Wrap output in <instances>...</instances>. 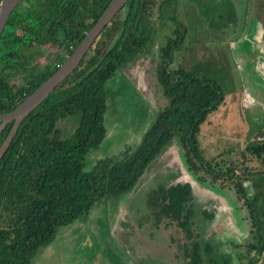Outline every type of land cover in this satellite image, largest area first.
I'll return each mask as SVG.
<instances>
[{"label":"trees","instance_id":"16d2710c","mask_svg":"<svg viewBox=\"0 0 264 264\" xmlns=\"http://www.w3.org/2000/svg\"><path fill=\"white\" fill-rule=\"evenodd\" d=\"M110 1L77 0L78 35L75 37L73 28L67 31L70 39L76 40L74 45L97 22ZM261 1V16L264 17V0ZM157 3L158 0H130L105 28L91 55L65 82L72 84L57 89L20 125L0 161V264H33L39 251L54 240L61 226L78 220L97 202L117 197L133 188L175 136H179L191 167L196 171L219 169L207 172L214 182L221 180L232 184L239 201L247 204L256 219L255 224L261 223L257 215L264 210V169L254 170L247 166L246 155L242 159H207L201 149L198 140L201 125L223 103L226 94L220 84L192 69L193 66L187 63L173 66L175 50L182 46L186 35L180 26L162 48L158 68V80L166 104L159 110L142 141L136 148L128 147L117 159H99L91 169L85 166L87 155L103 144L106 135V84L138 54L149 49ZM164 5L161 10L165 15L168 11ZM237 5L233 2V21ZM24 6L20 4L13 13L0 39V63L12 60L10 52L25 43L16 30L38 24L27 16L28 11L38 14V7L35 4L30 9ZM84 17L92 19L91 22L87 24ZM69 18L73 19L72 16ZM62 25L65 27L64 21ZM45 79L16 84L0 73V113L14 109ZM66 120L74 124L70 135L62 137L65 127L59 125ZM12 125L4 129L0 143ZM259 132L264 136V131ZM246 150L252 158L262 159L264 140L249 141ZM249 180H257V193L252 197L247 192L246 182ZM178 192L177 197L176 194L170 195L173 210L179 218L185 217L184 224H188L194 211L182 205L187 199V190L181 193L178 189ZM195 246L193 254L201 262L199 246ZM218 262L219 259L211 257L205 264Z\"/></svg>","mask_w":264,"mask_h":264},{"label":"flooded vegetation","instance_id":"af4514ba","mask_svg":"<svg viewBox=\"0 0 264 264\" xmlns=\"http://www.w3.org/2000/svg\"><path fill=\"white\" fill-rule=\"evenodd\" d=\"M68 1L69 0H41L40 2H36V0H21L12 12L5 30L11 16L18 9L20 4L25 5L24 7L28 9H30L33 4L38 7V14L35 15L34 12L31 11H28L27 14L31 20L38 23V27L35 25L25 29L19 27L16 33L23 36L25 43L18 49L10 52L12 60L0 63V73L10 78L12 83L20 84L26 80H37L44 77L47 79L50 77L68 57L72 55L87 32L93 27L91 26L89 30L85 31L81 41L74 45L76 40H73V38L70 39L71 35L67 33V31L73 28L75 37L78 35L76 20L77 9L75 8L77 0H73V3H68ZM196 1L197 0H158L157 14L154 18L149 49L147 52L138 54L135 59L139 61V64L150 69L151 74L154 77L156 76L158 86L160 87L158 68L162 61V48L168 43L171 37L175 36L174 30L177 26L185 30L186 35L184 43L187 42L188 44H192V49H195L193 53L196 52L199 55L202 49L210 50L214 47L226 48L228 42L231 41L232 35L229 34L226 35V38H221L219 27L222 24L220 21L224 17L228 19L226 27L230 26L231 28L233 26V9H231L226 16H222L221 12L210 13L211 18H209L208 22L206 20L208 16L202 14L203 17H200L201 13L199 11L201 8ZM206 1L208 0H201L202 3ZM230 1H235V3L238 4L236 0H209V5L216 6L219 5L220 2ZM249 1L251 2L253 0ZM250 2L245 9L246 14L244 13V21L246 22V26H244L241 34L243 37L246 34L247 38L240 37L237 39L240 40V42L243 41L242 43H247V41L252 38V35L257 33L260 26L264 30V17L261 16V6L263 3L261 0H256L255 7L251 9L249 6ZM42 4H44V7ZM163 5L165 6L164 9L168 11L165 15L162 14L161 10ZM230 5L233 6V3ZM52 6L55 7L52 8ZM210 6L208 7L211 9L212 7ZM123 10H121V12ZM253 10L256 11L258 15L256 14L255 16ZM22 11L24 10L22 9ZM65 13H67V17H65ZM172 15L174 18H172ZM220 15L221 17L218 18ZM71 16L73 17L72 20L69 18ZM257 16L259 19L256 18ZM84 19L87 20V24L92 20L87 17H84ZM63 21L65 27L62 25ZM164 25H169L171 28L167 35H162ZM105 28L94 40L80 64L91 55ZM161 38L164 39L165 42L159 46V42L162 40ZM234 45L235 41L232 43V47ZM180 49L183 50V47L175 50V61H173V66L176 64V53L180 52ZM247 50L241 51L242 58L240 61L250 59L251 55ZM229 51L230 49L228 46L227 52L229 53ZM251 52L253 53L254 50L251 49ZM233 58L235 59L234 52ZM182 60L184 61V59ZM129 66L130 63L123 67V69ZM237 66L239 69L238 63ZM75 71L71 75H73ZM135 72L136 71L133 72L134 77ZM48 73H50V75H47ZM141 74L143 75L142 69H140L139 76ZM71 75L57 86L49 96L54 94L55 91L63 85L65 86L64 88L69 87L72 83L65 82ZM19 80L21 81L20 83H18ZM153 81L149 90L152 91L155 108L156 111L159 112V110L165 106L163 104L165 101L163 100L162 88L160 89V95L162 97H159L158 87L156 90L157 95L155 94ZM257 90L261 93L260 95L264 96V88L259 87ZM20 103H18V105ZM11 111L3 113H9ZM246 112L256 115L259 121L264 120V108L261 109L256 106V104L249 106ZM9 124H13L12 128L7 137L0 143V148L10 135L15 121L12 120L8 122L0 132V136ZM199 143L202 149L200 140ZM125 147V149L120 152V155L115 156L114 159L121 157L123 153L127 151L128 147ZM106 158L110 157L107 156ZM191 166L179 136H175L142 174L133 188L120 193L117 197H110L102 200L110 206H112V202L114 201L117 204V208L120 209L117 212V217L109 224V233L110 231L112 232L110 235L102 238L100 232L96 231V229H98L96 225H94L95 227H90L89 225L92 232L91 230H87L75 233L74 228L78 226L79 222H77V224L74 223H76L77 220L59 228L56 237L61 228L70 227L65 233L67 237H69L67 250L70 254L66 259L67 264H101L102 258L109 256L108 254L114 256V261L109 264H205L211 257L219 259L218 264H224L221 258H223V252L225 251H227L230 256L229 264H264V233L260 230L261 226H258L257 223L255 224L254 216L251 215V212L250 216L253 222L251 231L247 232L245 238L233 237V214L235 211L237 212L240 207L238 206L237 209L233 208V200L228 194V191L231 190L233 185H226L227 183L221 180L218 182L213 181L207 171H218L219 169L207 168V170L200 169L196 171ZM178 189H181V193L185 189L187 190V199L182 205L183 207H191L194 211L190 216L188 224H184L185 217L179 218L177 212L173 210L170 195L174 194L175 196L176 194L175 197L179 196L180 193ZM137 192H140L139 196H145L141 202L137 201L134 205L133 200H135L134 197L135 194H138ZM217 202H219V206L216 204ZM245 206L248 208L247 204H245ZM92 209L78 219L80 225L83 223V219L87 217L89 224L91 217L94 215L92 214L89 216ZM263 226L264 225H262V227ZM255 231L257 233V238L254 236ZM200 238L201 240H199ZM48 245L43 247V249ZM195 245L199 246L198 250L202 258L201 262H198V258L193 254ZM108 260L112 261V258L110 257Z\"/></svg>","mask_w":264,"mask_h":264},{"label":"rangeland","instance_id":"374dc122","mask_svg":"<svg viewBox=\"0 0 264 264\" xmlns=\"http://www.w3.org/2000/svg\"><path fill=\"white\" fill-rule=\"evenodd\" d=\"M236 1L241 8H239L238 5L234 8L237 13L235 21H233L235 23L231 28L230 26L226 27L228 19L224 17L220 21L222 24L219 27V33H221L222 39L226 38L227 34L232 35L230 39L231 41L228 42L227 45L230 49L229 53L227 52V47H214L210 50L202 49L199 55L196 52L193 53L195 49H192V44H188L186 42L181 46L183 47V50L180 49V52L176 53V65L186 62L187 65L189 64V66H193L192 69L197 70L206 77L216 81L225 90V100L217 110L208 115L209 121L206 120L208 121V124L205 122L200 132L202 150L206 158L213 159L223 157L226 159H242L243 155H246L247 166H250L251 169L254 170H262L264 169V156L262 159H257L256 157L252 158V154L246 150V147L249 141L257 140L259 136H263L259 131H264V127H260L259 124L264 123V120L259 121L253 113H247L246 115L241 114L242 112L237 109L239 107L236 104V99L239 93L241 94L240 96L243 104V110L246 111V109L249 108L248 105L246 107V104H252V102H247L244 98L242 100V96H244V94H242L244 87L242 75L239 73L240 70L237 66L238 60L235 55H239L241 51H246L248 49L247 46L241 45L243 41L240 42V40L237 39L243 37L241 34L243 32L244 13L246 14L245 9L250 1ZM196 2H198V6L201 8L199 11L201 13L200 17H203V15L208 16L206 19L208 22L209 18H211L210 13L221 12L222 16H226L230 10L233 9V6L230 5L233 1L220 2L219 5L216 6H210L209 0L204 3H202L201 0H197ZM251 2L249 6L253 9L256 5V0ZM208 6L212 8L210 9ZM253 14L256 16L257 12L254 11ZM172 18H174V16ZM256 18H258V16ZM163 27L162 35H167L171 28L169 25H164ZM243 38H247L246 34ZM234 41L235 45L232 47V43ZM164 42V39H162L159 42V46H161ZM233 52L236 60L233 58ZM156 54L159 55L158 53ZM182 59H184V61ZM147 68L148 67L139 64L138 60L133 59L128 68L120 70L118 75L107 82L105 92L106 135L103 144L97 150H94L87 155L85 160V166L87 169L93 168L99 159H104L107 156L114 159L115 156H119L120 152L126 148L125 146L136 148L137 144H139L153 121L156 119L158 111H156L153 94L149 88L154 80V92L157 95L156 90L158 87L159 97H162L160 95V89L162 87L158 86L156 76L154 77L151 74L150 69ZM140 69H142L143 75L141 74L139 76ZM134 71H136L135 77L133 76ZM20 82L21 81L19 80L18 83ZM163 104H166V102ZM256 106L263 109L262 104L259 105L256 103ZM67 119L74 121L72 118ZM72 121L66 120L59 125L60 127H63V129L65 127L62 137L70 135V129L74 124ZM74 122L76 123L78 120ZM247 166L246 169H248ZM237 173L239 174L240 171ZM226 185L231 184L227 183ZM137 193L138 194H135L134 197L135 200L132 199L134 201V205L137 201L141 202L145 196H139L140 192ZM228 194L233 200V208L237 209L238 206H240V210L238 209V211H235L233 214V223L239 227L238 236H240V238H245V235L248 231H251L253 225L250 211L245 206V203H242L243 201H239L234 187L228 191ZM112 203V206H110L104 201L97 202L90 212L89 216L92 214L94 215L91 217L89 224L88 217L83 219V223L81 225L80 221L77 220L74 224H77V222L79 223L78 226L74 228V232L76 233L87 230H91L92 232L89 225L90 227H95L94 225H96L98 228L96 231L100 232L102 238L110 235L112 232L110 231L109 233V224L111 221H114L117 217L118 210H120L117 208L116 202L113 201ZM255 205L257 206L258 203L256 202ZM262 211L264 212V210L258 212L257 218L258 222L261 221L258 226H261L260 230L264 233V226L262 227V225H264V213ZM67 229H70V227H63L60 229L55 240H53V242L46 248H42L43 250L39 251L33 264H67L66 259L70 254L67 250L69 237L65 234ZM256 231L254 232L255 238H257ZM199 240H201V238ZM108 255L109 256L102 258L101 264H109L114 261V256L110 254ZM110 257L112 258V261L108 260ZM221 259L223 262H229V253L227 251L223 252V258Z\"/></svg>","mask_w":264,"mask_h":264},{"label":"water","instance_id":"95a60500","mask_svg":"<svg viewBox=\"0 0 264 264\" xmlns=\"http://www.w3.org/2000/svg\"><path fill=\"white\" fill-rule=\"evenodd\" d=\"M21 0H0V38L5 30L8 19ZM130 0H111L103 11L100 18L87 32L85 37L79 43L71 56L40 86H38L29 96H27L13 111L0 114V132L3 127L10 121L14 120L13 129L0 148V161L10 147L15 134L17 133L21 122L37 107H39L55 90L57 86L65 81L79 66L85 53L93 44L102 30L111 23L113 18L126 6ZM247 46L250 52V59L240 61L241 52L237 57V63L242 75L243 87L247 97V102L262 104L264 108V96L257 90L259 87L264 88V30L259 27L257 33L247 43H241ZM251 49L254 52H251ZM245 56V54H244ZM253 57V58H252ZM261 106V107H262ZM236 225L233 224V230ZM237 227V226H236ZM238 228V227H237ZM239 229V228H238Z\"/></svg>","mask_w":264,"mask_h":264},{"label":"crops","instance_id":"0c3cea01","mask_svg":"<svg viewBox=\"0 0 264 264\" xmlns=\"http://www.w3.org/2000/svg\"><path fill=\"white\" fill-rule=\"evenodd\" d=\"M242 94H244V96H242V100H243V98L247 101V97H246V94H245V90L243 91V93ZM241 94L239 93V95L237 96V99H236V104L238 105V107L239 108H237L239 111H241L242 113L241 114H243V115H246L247 114V112L245 111V110H243V104H242V101H241V96H240ZM252 104H254L253 102H252ZM251 104V105H252ZM247 105L248 106H251L250 104H246V107H247ZM245 109V108H244ZM247 110V109H246ZM208 121H209V119H207ZM208 121H206V123L208 124ZM203 125H204V123L201 125V129H202V127H203ZM260 125V127H264V123H260L259 124ZM201 139V137H200V134H199V136H198V140H200ZM201 142V141H200ZM252 180V179H251ZM251 180H249V181H247L246 182V186H247V192H248V195H249V197H252L255 193H257V187L255 186V182H257V180H254V181H251ZM219 202H217L216 204L219 206V204H218ZM234 222V221H233ZM234 224V223H233ZM239 228V227H238ZM236 226L234 227V230H233V236H234V238L237 236L238 238H240V236H238V229Z\"/></svg>","mask_w":264,"mask_h":264},{"label":"built area","instance_id":"2783aa9c","mask_svg":"<svg viewBox=\"0 0 264 264\" xmlns=\"http://www.w3.org/2000/svg\"><path fill=\"white\" fill-rule=\"evenodd\" d=\"M264 140V136H259L257 141H263Z\"/></svg>","mask_w":264,"mask_h":264}]
</instances>
